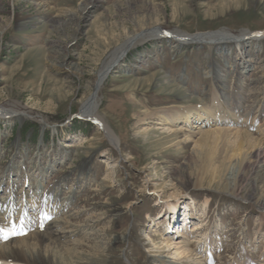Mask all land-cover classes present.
<instances>
[{"label": "rangeland", "instance_id": "374dc122", "mask_svg": "<svg viewBox=\"0 0 264 264\" xmlns=\"http://www.w3.org/2000/svg\"><path fill=\"white\" fill-rule=\"evenodd\" d=\"M86 2L0 0V108L31 117L12 122L0 119V179L4 182L0 197L8 195L11 180H15L17 193L27 192L31 179L26 171L37 174L61 164L45 182L44 191L51 193L66 178L62 195L75 197L66 212L80 211L74 224H80L92 210L106 214L101 223L104 249H81L91 262L88 264H164L167 258L162 257L166 253L162 244L167 233L157 222L165 224L166 218H159V212L169 214L170 198L179 199L177 205L184 208L178 209L181 226L177 225V232L193 230L205 220L200 235L205 232L214 241L219 264H260L264 261V216L258 206L264 200V183L257 184L262 189L255 193L247 168L237 197L231 195L230 182L206 180L196 187L198 166L208 149L197 144L198 138L187 139L184 133L173 145L176 141H171L156 119L141 125L137 113L142 107L158 111L203 102L213 106L216 86L230 94L233 107L242 102L243 107L256 108L260 97L247 99L245 82L264 71V40L257 48L246 42L248 47L243 49L259 61L258 69L249 74L238 70L226 86L208 77L211 51L214 61L224 65L218 50L208 47V42L204 43L207 46L179 47L167 40H149L134 47L99 92V114L121 138L118 148L92 122L75 116L108 54L127 37L152 26L187 35L261 33L264 0H103L95 2L76 23ZM66 45L67 57L60 67L63 51L51 50ZM71 62L77 72L69 70ZM168 75L171 85H165L163 79ZM85 164H89L88 171L83 170ZM9 165L21 177L9 176ZM185 209L192 212L188 213L189 226L184 224ZM203 209H207L205 213ZM6 212L2 211L8 217ZM14 212L18 217L19 208ZM16 224L14 220L11 227ZM0 225L7 229L10 223L0 220Z\"/></svg>", "mask_w": 264, "mask_h": 264}, {"label": "bare ground", "instance_id": "6f19581e", "mask_svg": "<svg viewBox=\"0 0 264 264\" xmlns=\"http://www.w3.org/2000/svg\"><path fill=\"white\" fill-rule=\"evenodd\" d=\"M101 1L103 0H87L81 8V13L76 23L94 4ZM149 40L158 42L167 40L172 46L175 44L179 47L193 44L202 45L208 42V47L217 49V54L222 57L224 62L223 66L217 64L214 61L213 51H211L212 62L207 67V74L210 75L208 77H213L215 81H219L221 85L226 86L229 77L237 73L238 70L242 74H249L258 69L259 61L251 59L243 52V49L248 47L249 43L257 48L260 45L259 42L264 40V32H244L240 36H232L226 31L187 35L181 32H166L160 27L152 26L147 31L139 34L135 33L124 39L114 51L108 54L96 78L88 85L87 96L79 101L80 112L78 114V118L92 122L98 130L104 133L111 146L116 148L119 147L122 140L99 114V92L109 75L116 70V67L122 65L121 63L128 53L134 47ZM67 47L68 45L63 48L57 46L51 50L52 53L63 51L62 55L64 57L59 62L60 67L63 66L66 60ZM68 68L70 71L77 72L75 66H72V62ZM261 74L258 78L245 82L248 87L246 98L258 100V97H260L257 107L254 109H250L248 106H244V108L242 102H236L237 104L234 108L233 105L235 104L230 94L224 91L223 88L216 86L214 88V96H212L213 106L203 102L200 106L187 108L179 106L170 109H159L158 111L142 107L140 112L137 113V116L140 117L139 123H142L141 125H149L150 120L156 119L157 125L163 126L162 129L170 135L171 141H176L173 145L178 142L181 134L184 133L187 139L198 138L197 144L208 149L198 166L196 187H201L206 180L212 184L230 182L232 184L231 195L237 197L240 192L238 184L242 181L244 170L250 168L249 182L251 180L254 181L251 187L255 193L260 194L262 188L257 184L264 183V71ZM163 79L165 85H171L169 75L163 77ZM230 88H232L231 85ZM130 98L133 102L140 105V102L135 101L132 97ZM243 108L245 109L244 114L242 113ZM241 115L245 117L242 120L237 118ZM26 118L31 117L27 113L15 109L0 108V119L12 122L14 119L25 120ZM144 130H148V127ZM254 130L258 137L253 134ZM212 147L216 148V151H213ZM60 166L61 164L53 165L37 174L36 172L31 174V172L26 171L27 176L31 179V181L29 179L27 181L30 182L27 192L23 193L21 191L17 193V189L14 186L15 180H11L13 184L11 183L12 186L8 190V195L0 197L1 222H9L10 225H8L7 229L10 230L9 228L15 220L18 229L22 228L24 233L29 231L25 237L10 235L7 240L0 235V264H88L91 262L85 259L82 256L84 252H81L84 246L94 251L96 248L104 249V233L101 228V223L106 218L104 212L92 210L89 217L83 219L80 224H74L72 221L78 216L80 211H76L74 214L66 212L75 201V197L72 195L68 197L62 195V189L65 188L63 182L66 178L59 180L51 193L44 191L46 190L45 182L50 175L58 171ZM89 168V164L83 166V170L88 171ZM8 174L9 176H14L13 178L21 177L19 176L20 172L15 170L12 165L8 167ZM106 181L107 178L104 183ZM32 182L34 183L32 184ZM3 186L2 178L0 179V192ZM31 197L35 198V200H28ZM178 201L179 199L172 200L171 198L167 201V208H170L169 214L164 215L163 212H159L161 213L159 218H166L164 225L160 221L157 222L158 227L166 230L167 233V237L162 244L163 250L167 253L164 252L165 254L162 256L167 258L163 263L219 264L220 254L216 256L217 249L214 241L205 232L202 236L200 235L204 219L198 222L193 230L190 227L184 233L181 229V231L179 230L180 232H177V225L180 220L179 214L182 209L177 205ZM208 204L209 201L206 200L204 203L205 208L208 207ZM259 204L258 207L264 216V200H260ZM193 205L196 206L195 203ZM16 208H19L18 217L13 216ZM176 209L177 211L175 212ZM3 210L7 211L8 217H5L6 215L2 213ZM8 210L11 213H8ZM206 210L203 209V213ZM184 213H186L184 224L186 222V226H189L191 217L188 216V213L192 215V212L189 209H185ZM45 215L49 216L50 219H45ZM101 215L104 216L99 218ZM260 224L262 225L263 221ZM0 229H3L1 225ZM177 233L182 234L173 239V236H176ZM152 241L154 242V240ZM218 249H220V246ZM260 264H264V261L262 260Z\"/></svg>", "mask_w": 264, "mask_h": 264}, {"label": "snow or ice", "instance_id": "6c2138e0", "mask_svg": "<svg viewBox=\"0 0 264 264\" xmlns=\"http://www.w3.org/2000/svg\"><path fill=\"white\" fill-rule=\"evenodd\" d=\"M45 219H50V217L45 215ZM21 234H23V229L22 228L18 229L15 225H13L10 230L0 229V235H2L5 240H7L10 237V235H21Z\"/></svg>", "mask_w": 264, "mask_h": 264}, {"label": "water", "instance_id": "95a60500", "mask_svg": "<svg viewBox=\"0 0 264 264\" xmlns=\"http://www.w3.org/2000/svg\"><path fill=\"white\" fill-rule=\"evenodd\" d=\"M75 117L78 118L77 115Z\"/></svg>", "mask_w": 264, "mask_h": 264}]
</instances>
